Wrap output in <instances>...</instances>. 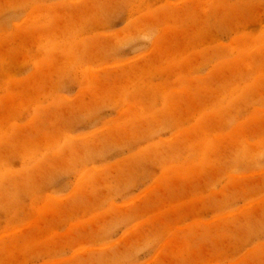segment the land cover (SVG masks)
Returning a JSON list of instances; mask_svg holds the SVG:
<instances>
[{"label": "rangeland", "instance_id": "rangeland-1", "mask_svg": "<svg viewBox=\"0 0 264 264\" xmlns=\"http://www.w3.org/2000/svg\"><path fill=\"white\" fill-rule=\"evenodd\" d=\"M0 264H264V0H0Z\"/></svg>", "mask_w": 264, "mask_h": 264}]
</instances>
